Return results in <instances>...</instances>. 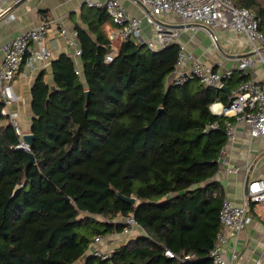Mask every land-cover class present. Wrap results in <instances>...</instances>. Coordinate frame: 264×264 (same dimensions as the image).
Instances as JSON below:
<instances>
[{"label":"trees","instance_id":"obj_1","mask_svg":"<svg viewBox=\"0 0 264 264\" xmlns=\"http://www.w3.org/2000/svg\"><path fill=\"white\" fill-rule=\"evenodd\" d=\"M231 1L254 11L264 35V0ZM98 10L92 35L78 31L81 74L61 54L51 61L52 84L41 73L32 87L30 150L15 148L11 124L0 126V264H212L225 197L212 178L224 120L234 118L210 105L229 95L198 79L168 83L176 43L152 50L120 38L107 61L112 41L101 25L109 16ZM215 120L219 128L203 131ZM127 216L146 235L107 260L91 255L93 237L121 233Z\"/></svg>","mask_w":264,"mask_h":264},{"label":"built area","instance_id":"obj_2","mask_svg":"<svg viewBox=\"0 0 264 264\" xmlns=\"http://www.w3.org/2000/svg\"><path fill=\"white\" fill-rule=\"evenodd\" d=\"M1 1L7 4L3 11L5 12L21 0ZM139 2L143 6L144 17L153 29V38L149 40L143 38L141 18L130 14L119 0H86L85 3L89 7L104 10L116 25L111 38L119 36L123 40L145 43L152 50L163 48L169 43H176L177 59L168 79V83L173 85L198 79L205 87L221 89L223 84L234 78L236 70L233 68L217 70L196 59L187 50L185 44L178 41V30L164 23V17L173 16L180 19L183 24L197 25L208 33L212 44L216 47L218 37L213 31L215 27L242 34L247 41L248 50L252 53L251 56L243 55L238 59V74L245 78L231 91L227 104L214 102L210 105V111L217 116L233 117L236 121L244 122L249 128L251 138L264 137V79H255L250 76V70L256 61L264 66V35L259 31V18L254 11L250 8L238 7L231 0H139ZM13 16L11 12L8 13V18ZM48 29L49 22L45 20L35 27L19 32L4 45L3 54L0 56V95L3 102L0 112L7 115L15 133L19 136V142L15 148L26 151L30 150L29 143L23 139L26 132L18 123L17 113L8 109L14 98L10 82L19 72L27 54L32 60L48 61L51 58V51L44 46ZM58 29L59 36L72 49L71 56L75 63V72L81 74V67L77 64L81 56L78 32L70 31L62 24ZM114 52L113 49L108 52L105 59L111 60ZM214 128H219L218 120L210 123L203 131ZM224 131L226 141L229 142L234 136L233 122L224 120ZM226 143L221 146L217 158L221 164L225 161ZM219 170L218 168L217 171ZM237 170V167L227 168L228 172ZM258 202H264V177L246 183L240 204H235L231 199L223 197L219 211V229L208 254L212 264H234L237 254L233 252L231 258H228L222 247L226 241L223 229L227 228L236 232L245 229L251 222L248 207ZM119 220L125 224L122 232L119 233L123 236L128 235L130 228L136 225L132 216ZM117 236L118 234L95 235L91 242L90 254L102 260L109 259L114 248L108 246ZM165 253L167 256H173L169 250ZM192 257L193 255H187L184 259ZM252 264H264V261L256 258Z\"/></svg>","mask_w":264,"mask_h":264},{"label":"crops","instance_id":"obj_3","mask_svg":"<svg viewBox=\"0 0 264 264\" xmlns=\"http://www.w3.org/2000/svg\"><path fill=\"white\" fill-rule=\"evenodd\" d=\"M119 1L130 14L141 18L143 38L152 39V26L144 17L143 6L139 0ZM85 2L86 0H21L3 12L7 4L0 0V56L3 54L4 45L13 36L23 30L35 27L45 20L49 22L44 46L51 51V58L48 61L32 60L27 54L19 72L10 82L14 98L8 109L17 113L18 123L26 133L31 132L32 87L37 77L42 73L45 82L52 84L51 61L61 54L72 57V49L59 36V25H64L70 31L78 32L82 29L92 35L89 23L95 21V15H98L100 11L98 8L87 6ZM10 12L14 15L13 18H8ZM109 19L101 25V29L112 41L111 49L115 51L114 40L120 39V37L111 38V34L116 30V25ZM163 20L169 27L178 30V41L183 42L196 59L217 70L233 68L236 70L234 77L239 72L237 69L239 56L252 55L248 50L244 36L233 30L215 27L213 31L218 37L216 47L212 44L208 33L197 25L183 24L180 19L173 16H166ZM80 63L79 57L77 60L79 67ZM250 76L255 79H264V66L256 61L250 70ZM234 88L229 89L233 91ZM2 103L0 95V109ZM8 124H11L9 118L0 112V126ZM233 134V139L225 142L227 144L224 153L225 161L223 164L218 162L220 170L216 172L212 181L219 183L225 197L231 199L235 204H240L246 183L264 177V137L251 138L248 126L244 122L236 120L233 121ZM229 167H237L238 170L228 172L227 168ZM248 213L251 222L245 229L239 232L223 229L226 241L222 247L228 258H231L233 252L237 254L234 264H252L256 258H261L264 261V202L251 204L248 207ZM141 235H146L145 231L140 226L134 225L130 228L128 235L118 234L108 247L115 248L130 238Z\"/></svg>","mask_w":264,"mask_h":264},{"label":"water","instance_id":"obj_4","mask_svg":"<svg viewBox=\"0 0 264 264\" xmlns=\"http://www.w3.org/2000/svg\"><path fill=\"white\" fill-rule=\"evenodd\" d=\"M221 89L226 91L229 96L231 95V91H230L229 87L226 84H223ZM23 139L25 141H27L29 143V145H32L33 134L31 132H27V133H25L23 135ZM29 156H30V161H32L33 160L32 154L29 153ZM118 195H119L120 198H122L124 201H126L128 203H131V204H135L136 203V198L135 197H127V196L121 195L119 193H118Z\"/></svg>","mask_w":264,"mask_h":264},{"label":"bare ground","instance_id":"obj_5","mask_svg":"<svg viewBox=\"0 0 264 264\" xmlns=\"http://www.w3.org/2000/svg\"><path fill=\"white\" fill-rule=\"evenodd\" d=\"M214 107H216V106H214Z\"/></svg>","mask_w":264,"mask_h":264},{"label":"rangeland","instance_id":"obj_6","mask_svg":"<svg viewBox=\"0 0 264 264\" xmlns=\"http://www.w3.org/2000/svg\"><path fill=\"white\" fill-rule=\"evenodd\" d=\"M107 239H108V238H107ZM107 239H106V240H107Z\"/></svg>","mask_w":264,"mask_h":264}]
</instances>
